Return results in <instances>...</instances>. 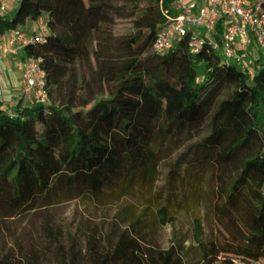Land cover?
I'll return each instance as SVG.
<instances>
[{
    "label": "trees",
    "instance_id": "trees-1",
    "mask_svg": "<svg viewBox=\"0 0 264 264\" xmlns=\"http://www.w3.org/2000/svg\"><path fill=\"white\" fill-rule=\"evenodd\" d=\"M174 2L19 0L12 13H0L1 35L46 19L44 40L27 43L22 58L42 59L50 97L26 103L21 96L13 115L0 108V264L21 262L2 252L7 217L27 221L49 207L120 190L117 215L135 225L132 182L151 176L171 144L202 127L189 159L207 166L203 202L215 219L198 241L199 264L233 257L264 264V58L248 71L209 44L192 53L187 38L157 54L152 41ZM228 165L237 168L229 188ZM134 231L138 238L125 230L99 264H180ZM98 244L91 234L93 260Z\"/></svg>",
    "mask_w": 264,
    "mask_h": 264
},
{
    "label": "rangeland",
    "instance_id": "rangeland-1",
    "mask_svg": "<svg viewBox=\"0 0 264 264\" xmlns=\"http://www.w3.org/2000/svg\"><path fill=\"white\" fill-rule=\"evenodd\" d=\"M93 20L97 21V18ZM93 62L98 64L96 56ZM244 63L248 71L256 68L255 60L249 62L246 59ZM205 132L202 127L191 138L171 144L153 174L136 177L131 185L138 219L133 226L145 235L144 243L158 251L170 252L172 260H178L180 264L200 263L202 251L198 241H204L214 225L215 215L203 202L205 188L209 187L205 183L209 171L204 163L193 159L194 155L189 159L194 154L189 148L191 142ZM227 169H230L229 188L237 168L228 165ZM219 173L220 170L217 175ZM121 198L120 190H107L99 198L85 197L49 207L31 215L27 221L7 217L3 226L6 243L2 252L8 253L11 259L21 260L20 264L27 259H35L36 264H71L73 257H77L78 264H99L103 257L114 254L125 230L129 236L137 237L131 220L117 215ZM223 199L224 192L221 201ZM91 234L99 240L100 254L95 261L88 254L91 253L88 247ZM51 236L55 241H51ZM123 260V256H117L115 261ZM104 263L109 264L110 260L105 259Z\"/></svg>",
    "mask_w": 264,
    "mask_h": 264
},
{
    "label": "built area",
    "instance_id": "built-area-1",
    "mask_svg": "<svg viewBox=\"0 0 264 264\" xmlns=\"http://www.w3.org/2000/svg\"><path fill=\"white\" fill-rule=\"evenodd\" d=\"M17 1L0 0V13L13 12ZM174 8L175 13L168 16L153 38L152 49L157 54H167L187 38L192 53L209 44L221 58L242 69H245L244 60L256 62L264 58V0H200L199 3L175 0ZM36 22L40 35L32 36L21 29L9 31L5 50L13 53L23 50L27 43L43 41L49 31L48 24L44 17ZM21 95L26 103L50 102L46 70L40 57L23 59ZM229 264L262 263L233 257Z\"/></svg>",
    "mask_w": 264,
    "mask_h": 264
},
{
    "label": "crops",
    "instance_id": "crops-1",
    "mask_svg": "<svg viewBox=\"0 0 264 264\" xmlns=\"http://www.w3.org/2000/svg\"><path fill=\"white\" fill-rule=\"evenodd\" d=\"M197 2L200 0H187ZM18 1L15 3L17 6ZM12 13V12H10ZM22 29L30 31L27 34L33 36L40 35L38 23L29 22ZM8 32L0 34V108H17V103L21 95L23 50H16L13 53L7 52L4 47L5 38Z\"/></svg>",
    "mask_w": 264,
    "mask_h": 264
}]
</instances>
